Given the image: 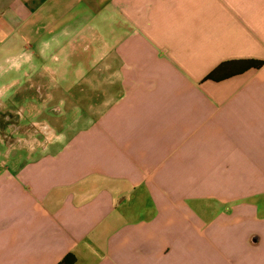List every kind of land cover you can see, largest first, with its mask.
I'll return each mask as SVG.
<instances>
[{
	"label": "crops",
	"instance_id": "0c3cea01",
	"mask_svg": "<svg viewBox=\"0 0 264 264\" xmlns=\"http://www.w3.org/2000/svg\"><path fill=\"white\" fill-rule=\"evenodd\" d=\"M263 64L264 0H0V264H264Z\"/></svg>",
	"mask_w": 264,
	"mask_h": 264
},
{
	"label": "trees",
	"instance_id": "16d2710c",
	"mask_svg": "<svg viewBox=\"0 0 264 264\" xmlns=\"http://www.w3.org/2000/svg\"><path fill=\"white\" fill-rule=\"evenodd\" d=\"M235 63H241L242 68L237 70L233 69L230 70L233 67V64ZM261 64L260 61H255L253 59H242L240 61H225L219 64L216 68H214L211 72H209L206 76L208 79L212 80H220L222 78H225L227 76H230L231 74H235L237 72H241L247 68L250 67H256ZM74 262V256L72 254H67L63 257V259L58 264H72Z\"/></svg>",
	"mask_w": 264,
	"mask_h": 264
},
{
	"label": "rangeland",
	"instance_id": "374dc122",
	"mask_svg": "<svg viewBox=\"0 0 264 264\" xmlns=\"http://www.w3.org/2000/svg\"><path fill=\"white\" fill-rule=\"evenodd\" d=\"M1 107V106H0ZM17 108V103H11L8 107V109H5L4 110H1L0 108V129H1V126L4 125V123H6V119L5 117L8 116V120L7 121L9 124H15L14 122L16 121L15 119V112L14 110ZM3 118V119H2ZM4 122V123H3ZM2 124V125H1ZM4 128V127H2ZM14 137V136H13Z\"/></svg>",
	"mask_w": 264,
	"mask_h": 264
},
{
	"label": "built area",
	"instance_id": "2783aa9c",
	"mask_svg": "<svg viewBox=\"0 0 264 264\" xmlns=\"http://www.w3.org/2000/svg\"><path fill=\"white\" fill-rule=\"evenodd\" d=\"M261 70H264V64L262 65Z\"/></svg>",
	"mask_w": 264,
	"mask_h": 264
}]
</instances>
